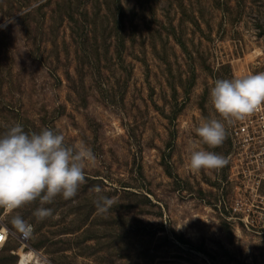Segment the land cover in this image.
<instances>
[{"label": "rangeland", "instance_id": "1", "mask_svg": "<svg viewBox=\"0 0 264 264\" xmlns=\"http://www.w3.org/2000/svg\"><path fill=\"white\" fill-rule=\"evenodd\" d=\"M259 72L264 0H0V134L50 128L97 157L76 197L43 205L51 217L37 221L39 201L0 208V264H264V230L230 210L229 164L189 166L193 146L230 154L227 122L215 148L195 132L214 82ZM97 185L116 200L105 214Z\"/></svg>", "mask_w": 264, "mask_h": 264}, {"label": "clouds", "instance_id": "2", "mask_svg": "<svg viewBox=\"0 0 264 264\" xmlns=\"http://www.w3.org/2000/svg\"><path fill=\"white\" fill-rule=\"evenodd\" d=\"M209 101L215 115L200 123L195 132L204 144L215 148L226 139V122L244 120L264 105V72L217 79ZM96 159L91 148L69 145L65 136L53 129L29 133L16 123L0 134V208L14 211L39 201L41 207L33 213L37 221L51 217L53 210L43 205L51 204L58 195L64 200L76 197L86 183L85 169ZM227 163L222 154L191 148L189 166L194 171L219 169ZM91 191L99 214L109 212L116 204L115 198L104 195L99 185ZM13 223L24 221L16 215Z\"/></svg>", "mask_w": 264, "mask_h": 264}, {"label": "built area", "instance_id": "3", "mask_svg": "<svg viewBox=\"0 0 264 264\" xmlns=\"http://www.w3.org/2000/svg\"><path fill=\"white\" fill-rule=\"evenodd\" d=\"M229 124L231 150L228 156L234 198L230 210L239 221L264 230V105L252 116ZM244 218V219H243ZM34 233L25 225L16 235L23 252ZM11 231L0 219V249L9 241Z\"/></svg>", "mask_w": 264, "mask_h": 264}, {"label": "bare ground", "instance_id": "4", "mask_svg": "<svg viewBox=\"0 0 264 264\" xmlns=\"http://www.w3.org/2000/svg\"><path fill=\"white\" fill-rule=\"evenodd\" d=\"M40 258L41 257L39 256V254L34 253L33 251L30 253H23V254H21V258H20L18 264H27L30 260H32L34 262H38Z\"/></svg>", "mask_w": 264, "mask_h": 264}, {"label": "trees", "instance_id": "5", "mask_svg": "<svg viewBox=\"0 0 264 264\" xmlns=\"http://www.w3.org/2000/svg\"><path fill=\"white\" fill-rule=\"evenodd\" d=\"M97 3H99V0H97ZM108 11H109V13H113V12H111L110 8H108ZM108 11L106 10V12H105L106 14H104L103 17L108 18V15H109ZM99 14H100V11L98 10V12L95 14V17H98Z\"/></svg>", "mask_w": 264, "mask_h": 264}]
</instances>
